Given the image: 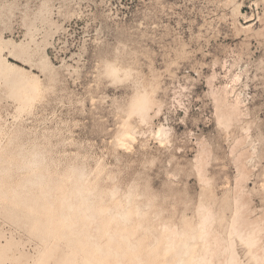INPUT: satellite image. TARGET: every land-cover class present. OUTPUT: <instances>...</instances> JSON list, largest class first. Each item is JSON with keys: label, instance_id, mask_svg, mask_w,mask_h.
Instances as JSON below:
<instances>
[{"label": "rangeland", "instance_id": "rangeland-1", "mask_svg": "<svg viewBox=\"0 0 264 264\" xmlns=\"http://www.w3.org/2000/svg\"><path fill=\"white\" fill-rule=\"evenodd\" d=\"M40 3L42 0H0V34L18 45L30 43L29 35L35 33L30 47L35 49L37 45L39 53L48 55L54 76L52 83L40 76L46 91L22 116L16 113L15 103L0 92V118L6 131L20 130L19 140L24 147L39 145L49 153L52 167L60 171L79 165L89 178L100 171L101 188H108L117 180L115 186L122 194L131 185H137L140 192L146 188L152 199L160 201L154 199L157 208L150 211V217L153 211L158 212L159 217L153 216L156 221L152 219L156 229L174 210L176 213L185 207L187 217H192L204 187L192 170L201 148L208 154L205 176L213 179L211 197L217 206L229 204L235 195L232 187L236 184L241 153L243 165L239 169L246 174L241 188L249 217L255 219L264 214V0H48L55 6V13L49 12L45 26L34 19ZM236 5L252 19L249 30L243 28L246 19L232 14ZM207 50L220 54L212 58L214 69L202 67L201 73L191 74L182 69L188 59L204 60ZM177 60L180 67L176 66ZM122 61L132 71V79L121 85L104 79L103 63L117 62L125 67ZM170 66L176 71H170ZM134 80L138 85L151 84L156 89V110L151 113L149 125L134 122L135 127L148 133L153 132V123L156 130L159 126L169 129L170 145L164 143L161 148L153 132L149 133L151 147L148 141L133 142L126 151L117 147V123L125 116L122 113L136 86ZM223 87L228 93L234 89L227 100L231 102L238 96L244 114L227 132L216 122L213 101L214 93L224 97ZM245 128L250 131L245 133ZM246 135L245 143L235 146ZM175 198H182L181 202ZM225 214L229 215V210ZM0 232L14 237L19 250L34 255L37 239L1 214ZM236 247L239 259L246 262L243 249ZM218 261L221 264L223 257Z\"/></svg>", "mask_w": 264, "mask_h": 264}, {"label": "bare ground", "instance_id": "bare-ground-1", "mask_svg": "<svg viewBox=\"0 0 264 264\" xmlns=\"http://www.w3.org/2000/svg\"><path fill=\"white\" fill-rule=\"evenodd\" d=\"M232 14L246 19L244 22L246 27H243L245 30L252 28V19L244 16L240 6L236 5ZM46 21L47 19L40 22L42 24ZM29 37L30 43L20 42L16 45L0 34V92L15 103L18 115L30 111L46 91L40 76H44L49 83L54 81L52 62L44 51L38 52L37 45L35 49L30 47L35 39L33 40L31 33ZM35 57L36 60H33ZM101 63L99 62L100 65ZM108 63L110 62L103 63L104 79L107 78L112 84L118 83L104 74ZM117 66L120 71L119 85L123 83L122 81L129 82L125 77L130 75L132 79V71L126 64L125 67ZM146 77L147 75L144 80ZM133 83L136 86L134 84L131 95L127 101L125 100V112L122 113L125 116H122L123 120L119 124L117 123V135L114 136L117 147L125 151L130 148L133 140L125 139L123 143L126 147H122L121 137H126L129 133L135 137L137 127L133 126L134 122L141 124V117L133 115V105L138 106L147 92L150 109V112L145 113L147 125L151 113H155L156 110L154 97L156 89L150 86L151 84L138 85L135 80ZM132 85L131 83L130 86ZM131 89L130 87V91ZM222 90L224 97L214 93L213 101L217 110L216 122L227 132L243 114L240 109L242 103L238 96L231 102L227 100L228 94L231 91L233 93L234 89H230L229 93L227 87H223ZM1 122L0 118V214L13 226L25 228L39 244L34 255H29L17 248L18 243L14 237L0 232V264H220L218 260L221 257H223L221 264H264V214L255 219L249 217L250 211L243 199L241 188L246 174L239 169L243 165L240 161L243 154L239 153V161L237 160L238 174L235 187H232L235 195L229 204L217 206L214 197H211L213 179L210 181L211 178L205 176L208 154L201 148L195 163L193 162L192 170H195L204 187L197 205L193 207L192 217H187L185 207L176 213L174 208V211L171 210L172 213L169 212L167 215V221L161 222L156 229L152 219L159 217L158 212L153 211L154 217L151 218L150 211L156 206L154 201L158 199L154 197L155 200L152 199L145 191V187L144 191L140 192L136 184L129 185L127 191L122 194L115 186L118 180L108 188H101L98 185L100 171H97L93 178H89L86 170L79 165H69L60 171L52 167L49 153L42 147L33 144L26 149L19 140L20 130L6 131ZM142 125L144 126V124L140 126ZM161 127L159 126L156 131H160ZM246 128L241 130L245 133L250 131ZM149 133L153 135V132ZM168 136L164 141H159L154 133L159 145L160 143L168 145ZM242 138L236 141L235 146L243 145L248 136ZM3 139L7 140L6 144L2 143ZM175 199L178 201L182 198ZM170 207L167 210H170ZM156 208L157 206L155 210ZM227 210L229 215L225 214ZM237 245L243 249L246 262L239 259ZM217 257L220 258L214 261Z\"/></svg>", "mask_w": 264, "mask_h": 264}, {"label": "snow or ice", "instance_id": "snow-or-ice-1", "mask_svg": "<svg viewBox=\"0 0 264 264\" xmlns=\"http://www.w3.org/2000/svg\"><path fill=\"white\" fill-rule=\"evenodd\" d=\"M237 6H239V5H237ZM4 7L7 8L8 5L4 4ZM27 7H29L31 9V5H28ZM63 7L64 6L62 5L61 8L63 9ZM74 7H81L82 8L83 6L82 5H75ZM49 12H52L54 14L55 13V6L50 5L48 3V0H42V3L38 4L36 6V9H35V16H36L37 22L45 21L48 18ZM141 23H142V28H143V26H145V25H143V22H141ZM154 23L155 22L153 21L152 24H154ZM147 26H151V25H147ZM176 52H177V55L179 56L180 55V48L179 47L176 48ZM185 55L188 56L190 54H185ZM219 55L220 54L218 52L214 53L211 50H207L204 52V56L206 57L204 60H199V58H197L196 61H192L191 59H188L187 62H185L182 65V69L186 70L190 74L193 71L196 73H201L202 67H203V69H207V68L214 69L215 65L213 63L212 58L214 56L218 58ZM176 66L177 67L181 66L179 60H177ZM170 71L175 72L176 71L175 67L170 66ZM104 74L106 76H108L109 78H112L114 81L119 82L120 71H119V68H118L116 63H108L105 66ZM207 74H208L207 70H204L203 75L206 76ZM179 77H180V74L178 73L177 79H179ZM125 78L131 79V76L127 75ZM164 103L166 105L167 101L165 100ZM173 107H174V105H173ZM146 112H150V109L148 108V94H147V92H145L144 97L138 106L135 104L133 105V115L141 117V120H140L141 124L147 125L148 121H147V118L145 117ZM133 126H135V125H133ZM150 126L153 129V132L155 133L156 137L159 138V141H164L165 137L169 135V132H170L169 129H165V128L161 127L160 131H156L155 123L151 124ZM140 132H141V129L138 128L137 129V135L135 137H133L130 133L126 137H121V146L126 147V145L123 143V141L125 139H132L134 143H136L138 141H141V142L148 141L147 145H148V147H151L152 141L149 138L148 131L144 130L142 137L139 135ZM159 146L161 148H163L165 145H164V143H160Z\"/></svg>", "mask_w": 264, "mask_h": 264}]
</instances>
